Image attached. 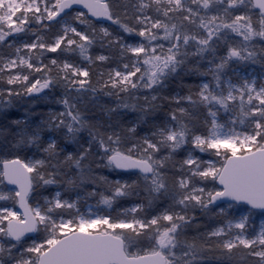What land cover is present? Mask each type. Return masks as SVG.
Instances as JSON below:
<instances>
[{
	"label": "snow or ice",
	"instance_id": "snow-or-ice-1",
	"mask_svg": "<svg viewBox=\"0 0 264 264\" xmlns=\"http://www.w3.org/2000/svg\"><path fill=\"white\" fill-rule=\"evenodd\" d=\"M0 264H264V0H0Z\"/></svg>",
	"mask_w": 264,
	"mask_h": 264
}]
</instances>
